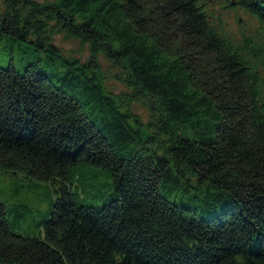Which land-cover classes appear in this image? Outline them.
<instances>
[{
  "label": "trees",
  "instance_id": "1",
  "mask_svg": "<svg viewBox=\"0 0 264 264\" xmlns=\"http://www.w3.org/2000/svg\"><path fill=\"white\" fill-rule=\"evenodd\" d=\"M0 49V264H264V0H0ZM85 177L113 198L78 204ZM41 183L18 235L5 197Z\"/></svg>",
  "mask_w": 264,
  "mask_h": 264
},
{
  "label": "rangeland",
  "instance_id": "2",
  "mask_svg": "<svg viewBox=\"0 0 264 264\" xmlns=\"http://www.w3.org/2000/svg\"><path fill=\"white\" fill-rule=\"evenodd\" d=\"M239 16L240 19H245L244 14L240 13ZM225 19L226 24H228L227 29L236 32L238 25L234 15L231 17L225 16ZM240 22L241 21H239V23ZM52 41L66 57H73L80 61H84L89 55V48L86 44H81L76 39L65 37L59 32L53 35ZM0 50V52H2V49ZM102 63L109 72L106 83L108 90L115 95L126 93L128 91L126 86L114 76L117 72L115 68L110 67L104 60H102ZM0 64L5 65L2 59H0ZM131 111L136 114L142 122H146L149 118V109L143 103H134L131 106ZM77 179H73L72 190L77 194L78 204L100 207L113 198L109 182L99 183L96 180L94 183H96L97 186H95L93 185L94 183L91 182L92 179L90 177ZM4 184L10 187L12 183L7 180ZM19 185L20 184L13 186L12 193L9 195L7 194L4 201H6V205L13 204L14 202H21L22 206H25L31 213H28L30 216L25 220H20L13 231L24 237H37L38 234L42 232V227L38 229L35 225L39 219L38 215L45 213L49 209L51 202L55 198V193L50 184L47 186L41 183L32 186L30 191H26L22 187H19Z\"/></svg>",
  "mask_w": 264,
  "mask_h": 264
}]
</instances>
